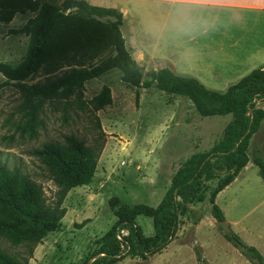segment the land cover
<instances>
[{"label": "trees", "instance_id": "1", "mask_svg": "<svg viewBox=\"0 0 264 264\" xmlns=\"http://www.w3.org/2000/svg\"><path fill=\"white\" fill-rule=\"evenodd\" d=\"M34 14L13 32L29 38L25 59L17 66L0 63V74L19 82L24 112V132L32 138L40 126L39 115L45 103L82 98L86 82L118 71L121 81L144 89L151 87L168 95L187 98L201 117L231 116L221 138L206 152L191 155L173 175L170 187L156 207L138 204L118 207L110 230L101 239L99 254L103 264H115L124 256L146 260L160 253L172 241L186 205L203 202L208 183L216 181L208 202L211 216L224 222L215 203L218 193L230 185L251 162L264 181V160L249 158L251 138L264 120V64L244 76L225 92L207 89L192 77L167 68L146 73L131 57L120 27L123 16L114 8L93 6L84 0H64L60 4L42 0H0V23H10L16 15ZM43 72V82L24 81ZM110 88L90 100L94 112L111 105ZM101 148H93L77 137L66 136L64 143L44 144L35 155L56 186L54 201L48 204L42 189L18 168L0 164V239L23 246L25 256L16 257L0 248V264H28L34 248L49 234L61 228L66 214L63 202L68 192L89 185L96 171ZM152 220L153 235L145 236L136 219ZM126 231V235H122ZM225 238L244 254L264 264L262 255L246 245L238 235Z\"/></svg>", "mask_w": 264, "mask_h": 264}, {"label": "rangeland", "instance_id": "2", "mask_svg": "<svg viewBox=\"0 0 264 264\" xmlns=\"http://www.w3.org/2000/svg\"><path fill=\"white\" fill-rule=\"evenodd\" d=\"M32 17V13L16 15L10 23H0V63L17 67L25 59L29 38L13 31ZM174 35L185 59L191 34ZM146 73L144 81L149 80ZM175 73L191 77L186 68L178 72L176 69ZM45 78L39 72L23 83L31 85ZM19 84L0 74V164L18 168L42 189L48 204L54 201L57 188L35 151L46 143H64L70 135L90 147L101 148L92 182L68 192L60 230L49 233L34 248L28 264H103L99 254L101 239L116 220L114 210L138 204L156 207L176 171L194 153L210 150L231 120L230 115L201 117L187 98L168 95L154 87H132L121 81L118 71H111L86 82L79 101L72 97L67 102L45 103L39 115L40 126L31 138L23 130ZM104 86L110 88L112 103L94 112L90 100ZM207 86L220 90L221 82L213 81ZM247 153L253 156L251 149ZM215 184L216 181L207 184L203 202L186 205L165 249L146 260L127 255L115 264H261L229 242L227 233L212 218L208 197ZM258 194V189L241 196L239 193L236 203L226 209L232 220L249 213L242 225L254 224L248 228L249 233L240 236L262 244L264 206L259 205ZM218 205L224 206L222 199ZM136 223L145 236L153 235L150 218L139 216ZM230 230L229 234L238 235L231 227ZM0 248L16 257L26 253L25 247L12 246L4 239H0Z\"/></svg>", "mask_w": 264, "mask_h": 264}, {"label": "crops", "instance_id": "3", "mask_svg": "<svg viewBox=\"0 0 264 264\" xmlns=\"http://www.w3.org/2000/svg\"><path fill=\"white\" fill-rule=\"evenodd\" d=\"M42 1L60 4L64 0ZM84 1L93 6L114 8L122 13L120 30L125 45L143 73L158 71L162 67L173 73L176 69L178 72L186 68L191 73L189 75L207 89L225 92L264 64V0H216L206 12L208 27L191 34L187 39L190 46L185 59V54L180 51L183 48L179 49L176 45L177 36L174 34L179 31L170 23L168 0ZM213 81L221 82L220 90L215 86H207ZM263 124L264 120L251 138L248 149L253 151V156L250 159L260 156L264 160ZM257 189L259 205L264 206V181L258 175V168L249 162L235 180L217 194L215 203L218 205L222 199L224 206L219 208L232 230L264 256V243L258 244L257 241L255 244L250 238L240 236L249 233L248 228L254 224L248 222L247 226L242 225L249 213L232 220L227 217L226 209L236 203L239 193L241 196ZM262 222L264 237V210Z\"/></svg>", "mask_w": 264, "mask_h": 264}, {"label": "clouds", "instance_id": "4", "mask_svg": "<svg viewBox=\"0 0 264 264\" xmlns=\"http://www.w3.org/2000/svg\"><path fill=\"white\" fill-rule=\"evenodd\" d=\"M170 23L177 31L195 34L208 27L206 12L216 0H168Z\"/></svg>", "mask_w": 264, "mask_h": 264}, {"label": "water", "instance_id": "5", "mask_svg": "<svg viewBox=\"0 0 264 264\" xmlns=\"http://www.w3.org/2000/svg\"><path fill=\"white\" fill-rule=\"evenodd\" d=\"M257 108H264V102H260L257 104L256 106ZM216 224L223 230L225 231L227 234H229L231 232L230 230V225L227 221L224 222H216Z\"/></svg>", "mask_w": 264, "mask_h": 264}]
</instances>
